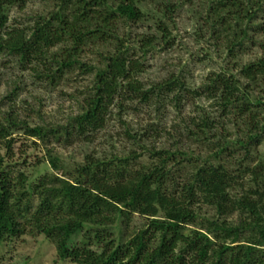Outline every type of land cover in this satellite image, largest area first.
Returning a JSON list of instances; mask_svg holds the SVG:
<instances>
[{"label": "trees", "instance_id": "16d2710c", "mask_svg": "<svg viewBox=\"0 0 264 264\" xmlns=\"http://www.w3.org/2000/svg\"><path fill=\"white\" fill-rule=\"evenodd\" d=\"M55 1L56 10L9 24V9L23 11L30 0H0V57H12L51 86L76 72L90 79L78 114L65 126L31 127L12 107L0 108L5 152L0 154V246L43 235L60 260L73 264H264V160L250 161L264 138V118L257 111L263 105L254 97L257 89L264 94V23L256 24L264 20V0H202L204 21L213 36L223 38L229 60L254 35L262 39L261 56L241 66L237 76L227 69L213 72L197 90L175 75L149 87L140 79L145 57L167 43L174 13L191 0H160L152 33L131 29L146 20L138 0ZM170 96L176 107L189 97L210 100L221 116L234 118L243 138L228 142L221 135L211 142L218 125L199 113L185 129L192 141L186 149L148 147L141 138L139 152L91 155L71 167L48 151L46 163L54 174L35 184L10 164L18 132L40 142L64 136L89 143L112 109L120 118L128 102ZM125 135L136 141L137 136ZM195 143L205 152L196 153ZM241 151L243 157L233 156ZM144 156L147 163L140 161ZM204 208L212 213H202ZM134 216L143 225L131 233ZM78 233L86 244L70 248Z\"/></svg>", "mask_w": 264, "mask_h": 264}, {"label": "rangeland", "instance_id": "374dc122", "mask_svg": "<svg viewBox=\"0 0 264 264\" xmlns=\"http://www.w3.org/2000/svg\"><path fill=\"white\" fill-rule=\"evenodd\" d=\"M138 7L146 15L144 23L132 27L135 33H152L155 28V20L158 17L157 10L160 0H138ZM58 1L55 0H30L23 11L11 8L7 12L9 24L26 22L27 20L56 10ZM202 0L185 1L179 5L173 15L174 22L168 27L169 37L167 43H161L145 57V69L140 79L145 85L175 75L180 77L190 90L199 89L209 74L220 72L222 69L232 70L237 76L239 68L253 62L261 56L258 43L262 37L254 35L252 41L247 42L245 49L237 53L234 60L227 58L226 43L223 38L215 37L209 24L204 21L205 11ZM264 23L258 20L256 24ZM219 38V39H218ZM251 42H254L251 43ZM88 77H79L77 72L68 76L60 84L49 85L37 80L29 71H24L12 58L0 57V108L7 112L12 107L20 120H25L31 127L41 126L47 129H55L65 126L79 112L80 101L89 86ZM261 90L254 92V97L262 103L259 108L260 119L264 118V97ZM169 98H158L148 104L128 102L125 111L117 116V110L112 109V115L104 129L92 135L91 142L82 139L62 137L55 140L50 137L40 142L35 139H27L22 132L14 134L13 154L15 171L23 172L30 184H35L38 179L47 174H54L47 161V152L50 151L58 157L61 165L71 167L81 164L87 156L124 155L130 151H138L136 142L143 138L144 146L169 148L176 146L183 149L190 145L185 134L189 128L190 120L198 118V114L214 118L217 127L215 134L210 138L213 143L220 140L221 135L227 137L228 142L243 138L238 133L234 118L223 117L213 107V103L205 98L192 101L189 97L178 107ZM10 100V101H8ZM182 110V111H180ZM210 119V120H211ZM239 125L241 121L237 120ZM212 124V122H211ZM224 128V131L220 130ZM137 136L136 141L129 139ZM37 144V148L32 143ZM196 153L199 150L205 152L198 143L192 147ZM199 149V150H198ZM5 152L0 149V154ZM233 156L243 157V152H236ZM264 160V138L252 151L250 161ZM147 163L148 158L140 159ZM25 162V163H24ZM253 164V163H252ZM202 213L211 214L206 208ZM235 221L236 218H230ZM143 225V219L134 216L130 225V231ZM118 235V230H115ZM86 244L82 233H78L69 242L70 248H79ZM0 264H73L70 261L59 259L56 247L46 240L43 235L31 237L22 236L19 239L8 240L0 246Z\"/></svg>", "mask_w": 264, "mask_h": 264}]
</instances>
